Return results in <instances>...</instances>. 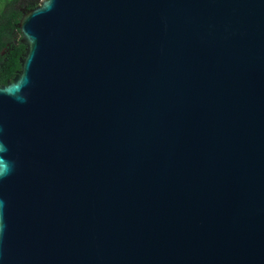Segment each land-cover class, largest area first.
Segmentation results:
<instances>
[{"label":"water","instance_id":"95a60500","mask_svg":"<svg viewBox=\"0 0 264 264\" xmlns=\"http://www.w3.org/2000/svg\"><path fill=\"white\" fill-rule=\"evenodd\" d=\"M0 86V264H264V0H41Z\"/></svg>","mask_w":264,"mask_h":264},{"label":"trees","instance_id":"16d2710c","mask_svg":"<svg viewBox=\"0 0 264 264\" xmlns=\"http://www.w3.org/2000/svg\"><path fill=\"white\" fill-rule=\"evenodd\" d=\"M41 0H0V86L13 81L25 52L17 27L23 12L32 10Z\"/></svg>","mask_w":264,"mask_h":264}]
</instances>
